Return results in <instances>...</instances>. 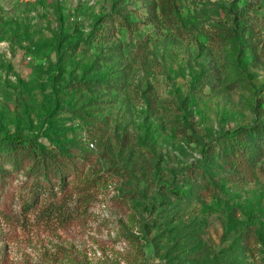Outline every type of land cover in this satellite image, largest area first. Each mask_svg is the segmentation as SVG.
<instances>
[{
  "label": "rangeland",
  "instance_id": "374dc122",
  "mask_svg": "<svg viewBox=\"0 0 264 264\" xmlns=\"http://www.w3.org/2000/svg\"><path fill=\"white\" fill-rule=\"evenodd\" d=\"M172 3L0 0V139L104 176L58 212L0 173V264H264V148L251 175L227 159L264 125V0ZM112 11L136 29L94 40Z\"/></svg>",
  "mask_w": 264,
  "mask_h": 264
},
{
  "label": "trees",
  "instance_id": "16d2710c",
  "mask_svg": "<svg viewBox=\"0 0 264 264\" xmlns=\"http://www.w3.org/2000/svg\"><path fill=\"white\" fill-rule=\"evenodd\" d=\"M160 10L166 17L173 18L172 0H160ZM103 17L104 20L94 30V40L108 37L110 30L115 31L114 27L127 31L136 29L135 21H127L115 11ZM206 79L207 76L200 75L198 79L200 86L206 83ZM86 82L97 88L114 87L120 84V81L116 82V79L109 77L91 79ZM233 134L227 148V159L235 171L251 175L258 152L264 148V125L238 127L234 129ZM89 157L88 152L74 157L61 149L41 150L31 139L15 135L0 139V173L4 176L15 172L20 173L24 177L20 187L25 189L27 185L26 192L20 195L23 209L36 208L39 200L47 199L43 208L60 212L61 201L65 196L84 199L87 193L104 178L100 174L90 176V172L85 167ZM201 177L200 183L206 188L209 181L205 175Z\"/></svg>",
  "mask_w": 264,
  "mask_h": 264
}]
</instances>
